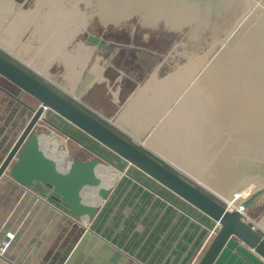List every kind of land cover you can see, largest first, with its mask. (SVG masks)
<instances>
[{"label": "water", "instance_id": "1", "mask_svg": "<svg viewBox=\"0 0 264 264\" xmlns=\"http://www.w3.org/2000/svg\"><path fill=\"white\" fill-rule=\"evenodd\" d=\"M236 9L219 38L220 15ZM0 45L235 208L2 53L0 79L19 95L0 90L21 110L0 144V180L78 225L95 214L83 195L105 164L185 212L65 130L72 127L218 225L197 264H215L232 243L264 262V234L245 220L264 227V0H0ZM50 130L92 158L60 172L40 150Z\"/></svg>", "mask_w": 264, "mask_h": 264}, {"label": "crops", "instance_id": "2", "mask_svg": "<svg viewBox=\"0 0 264 264\" xmlns=\"http://www.w3.org/2000/svg\"><path fill=\"white\" fill-rule=\"evenodd\" d=\"M0 51L109 127L126 137L131 135L1 45ZM0 86L14 96L19 95L15 87L3 79H0ZM20 110L21 106L0 90V144ZM52 121L59 126L63 123L57 116H53ZM65 130L104 153L98 143L81 132L72 127ZM61 137L63 140L53 139L59 142L56 149L45 142L40 147L44 157L60 172L65 173L70 168L71 159H91L90 153L63 135ZM68 141L73 148H66ZM144 149L165 161L149 148L144 146ZM62 152L67 157L64 162H61ZM125 171L186 213L122 174L111 184L107 182L108 174L98 169L96 186L83 195L85 204L91 206L95 214L84 217L77 225L58 212L52 213L44 200L4 177L0 180V247L7 234H13L14 238L6 254L0 255V264H197L209 246L217 224L137 169ZM87 195L91 198L86 199ZM42 197L46 199L45 194ZM232 245L234 249H225L215 264H252L250 260L254 264H264L251 251Z\"/></svg>", "mask_w": 264, "mask_h": 264}, {"label": "rangeland", "instance_id": "3", "mask_svg": "<svg viewBox=\"0 0 264 264\" xmlns=\"http://www.w3.org/2000/svg\"><path fill=\"white\" fill-rule=\"evenodd\" d=\"M49 138H52V139H59V140H63V137H61V135H59L56 131L54 130H50L49 131ZM129 138H131L133 140V142L135 144H137L138 146H141V147H147L149 148L151 151H153L154 154H157L159 156H161L166 162H168L171 166L175 167L176 170L180 171L181 173H183L184 175L185 174H188V176H190L191 178H193L194 180H196L198 183H200L205 189H207L208 191L210 190L211 192L217 194V196H219L221 199H224V197H222L221 195H219L218 193H216L215 191H213L211 188H209L208 186H206L205 184H203L202 182H200L199 180H197L196 178H194L193 176H191L189 173H187L186 171H184L183 169H181L180 167H178L177 165H175L174 163H172L170 160H168L167 158H165L164 156H162L161 154H159L158 152H156L155 150H153L152 148H150L148 145H146L145 143H143L142 141H140L139 139H137L136 137H134L133 135H128ZM58 141V140H57ZM65 146V145H64ZM66 148L69 149V148H73V144L71 142H67L66 143ZM102 151H104V155L110 159L112 162L116 163L118 166H120L122 169L124 170H127L128 171V168H131L133 169L129 164H126L125 162L121 161L119 158H117L115 155H113L111 152L107 151V150H104L103 147L101 148ZM84 154V153H83ZM82 154V155H83ZM85 155V154H84ZM92 158V156H90ZM104 166H107L110 170H113L115 171L116 173H118L117 170H115L114 168L108 166V165H105ZM132 170H130L131 172ZM123 175V174H122ZM125 176V175H123ZM134 176V175H133ZM169 199H171V197H168ZM226 200L227 202V205L231 208V209H234L235 208V205L233 203H231L230 201H228L227 199H224ZM230 202V203H229ZM251 219V220H250ZM245 220H247L248 222H250V224H253V226L255 228H257L258 230H260L263 234H264V227L259 224L256 220H254L252 217H250L248 215V217L246 216L245 217ZM218 227V225L216 226ZM214 234L212 235V239L214 238L215 234L217 233V229H214ZM212 241V240H211ZM237 245V247H241L243 249H246L248 250L247 248H245L244 246H242L241 244L239 243H235ZM233 246V245H232ZM234 248V247H233ZM257 258V257H256ZM258 259V258H257ZM250 262L252 264H254L251 260Z\"/></svg>", "mask_w": 264, "mask_h": 264}, {"label": "trees", "instance_id": "4", "mask_svg": "<svg viewBox=\"0 0 264 264\" xmlns=\"http://www.w3.org/2000/svg\"><path fill=\"white\" fill-rule=\"evenodd\" d=\"M239 16V9H236V11H234V12H232L231 14H228V15H225L224 13H222L221 15H220V17H219V19L218 20H221L220 22H224V27H223V31H220V32H218L217 33V36L219 37V38H224L230 31H231V27H232V24L234 23V21L237 19V17ZM221 18V19H220ZM218 26V24L216 23V24H213V27H217ZM164 31H165V33H167L168 34V31L166 30V28L164 27V25L163 24H161V26H160ZM189 29H186L185 31L187 32ZM216 30V29H215ZM174 35H176V36H182V34H174ZM198 36H199V34H198ZM208 36H209V34H206L205 36H204V38H208ZM0 53H2L1 51H0ZM2 54H4V53H2ZM6 57H8L9 59H11L9 56H7L6 54H4ZM12 60V59H11ZM13 61V60H12ZM16 63V62H15ZM18 65H20L19 63H17ZM22 68H24V69H26L25 67H23L22 65H20ZM27 70V69H26ZM28 71V70H27ZM29 72V71H28ZM35 76V75H34ZM84 109V108H83ZM87 111V110H86ZM98 119V118H97ZM101 121V120H100ZM104 123V122H103ZM105 124V123H104ZM107 125V124H106ZM108 126V125H107ZM109 127V126H108ZM111 128V127H110ZM111 129H113V128H111ZM114 131H116L118 134H120V135H122L123 137H125L126 139H128L129 141H131L128 137H126L125 135H123L122 133H120L119 131H117L116 129H113ZM140 149H142L143 151H145L146 153H148V154H150L147 150H145L143 147H141V146H138ZM151 155V154H150ZM155 157V156H154ZM158 161H160L161 162V160L160 159H158L157 157H155ZM210 195V194H209ZM211 196V195H210ZM212 197V196H211ZM223 204V203H222ZM223 205H225V204H223ZM259 207V206H258ZM258 207H256V208H252V209H250L248 212H249V214H251L252 213V215H254V210L255 209H258ZM251 212V213H250ZM260 233H262V232H260ZM232 244H235V243H232Z\"/></svg>", "mask_w": 264, "mask_h": 264}, {"label": "bare ground", "instance_id": "5", "mask_svg": "<svg viewBox=\"0 0 264 264\" xmlns=\"http://www.w3.org/2000/svg\"><path fill=\"white\" fill-rule=\"evenodd\" d=\"M42 142H45L48 147L50 146V148H53V149H56L59 146L58 145L59 142H56L52 138H47V137L46 138H43V141ZM63 146L64 145L62 144V147ZM62 157L63 158H62V161L61 162H64V159L67 158L65 152H62ZM99 170H100V172H104L105 174H108L109 178H107V182H109L111 184L114 183V182H116L118 180V178L121 176V173L120 172L116 173L115 171L110 170L107 166H104V165L101 166V167H99ZM104 170H107V171L105 172Z\"/></svg>", "mask_w": 264, "mask_h": 264}, {"label": "built area", "instance_id": "6", "mask_svg": "<svg viewBox=\"0 0 264 264\" xmlns=\"http://www.w3.org/2000/svg\"><path fill=\"white\" fill-rule=\"evenodd\" d=\"M215 229H218V227H216ZM14 235L13 234H7V239L6 241H4L0 247V255H5L6 252L8 251L9 247H10V242L13 240Z\"/></svg>", "mask_w": 264, "mask_h": 264}, {"label": "flooded vegetation", "instance_id": "7", "mask_svg": "<svg viewBox=\"0 0 264 264\" xmlns=\"http://www.w3.org/2000/svg\"><path fill=\"white\" fill-rule=\"evenodd\" d=\"M121 25H122V24H121ZM110 26L113 27V28L115 27V26H113V25H110ZM119 26H120V25H119ZM119 26H118V27H119ZM100 50L102 51V54H107V52H106V48H103V49H100Z\"/></svg>", "mask_w": 264, "mask_h": 264}]
</instances>
